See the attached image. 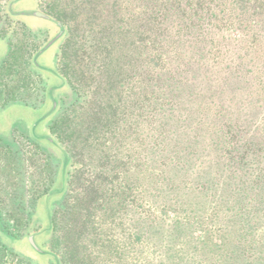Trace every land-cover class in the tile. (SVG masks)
<instances>
[{"label": "trees", "instance_id": "obj_1", "mask_svg": "<svg viewBox=\"0 0 264 264\" xmlns=\"http://www.w3.org/2000/svg\"><path fill=\"white\" fill-rule=\"evenodd\" d=\"M10 1L0 0V25L3 15L13 18L2 13ZM42 9L64 28L56 72L73 98L60 106L51 92L61 88L46 90L34 77L39 47L8 41L3 28L0 108L51 99L46 137L72 165L73 192L52 216L67 264H264V0H127L125 8L119 0H47ZM39 20L22 21L21 35L51 34L53 25ZM47 138L19 133L13 146L0 143L5 197H16L39 162L48 169V156L40 159ZM141 170L151 201L143 213L133 187L145 183L129 181ZM55 176L36 193L27 182L31 207ZM189 181L193 234L182 213L158 216L190 200H176ZM203 200L214 211L210 228L198 221ZM11 211L19 237L23 217Z\"/></svg>", "mask_w": 264, "mask_h": 264}, {"label": "rangeland", "instance_id": "obj_2", "mask_svg": "<svg viewBox=\"0 0 264 264\" xmlns=\"http://www.w3.org/2000/svg\"><path fill=\"white\" fill-rule=\"evenodd\" d=\"M14 1L16 0H11L8 4H5L6 8L4 9V6L2 7V13H4L6 10H8L9 12V6ZM46 1L47 0H23L15 2L13 5V11L15 13L33 11H39L43 13L42 4ZM119 1L125 8V2L127 0ZM3 17L4 19H1L0 29H7L9 36L11 37L10 39L7 38L8 41H12L16 44H19L22 41L27 42L28 51H31L34 46L39 47L38 49L40 51L54 37H56L60 33V29L58 32L57 29H55V25H53L56 22L41 19L39 20V23H42L43 25H53L52 33L47 34L48 31L45 32L41 29L37 30V34H35L36 32H34V34L28 33V37L25 38L21 35L20 23H23L22 21H25L28 25L32 24L35 26L38 25L36 22L37 18L31 19V17H27L26 20L24 18L13 16V18H10L12 20L6 21V15H3ZM63 41L64 39L62 36L57 43H55L50 49H48L45 53L39 56L37 61L38 66L52 71H56V56L58 51L60 50V45H62ZM57 45H59V48ZM38 52L35 54L33 53V61ZM8 53L9 46L7 41L0 39V65L7 57ZM38 66H36L37 69ZM40 72L41 74L39 75L35 72L34 77L35 79L40 80L42 82V87H46V90L49 89L51 86L61 88V86H59V75L57 76L43 70H40ZM53 87H51L50 90ZM60 90L61 91L57 90L58 92H51L53 98H57V100L60 102V106L70 103L73 98V95L70 93V90L62 88ZM36 97L37 101L40 100V102H42L44 95L35 94L34 98ZM47 101L48 102H46L45 105L40 106L39 108H30L19 104L9 105L5 108H0V143L6 146H13V140L18 137L19 133L31 135L37 140L47 138L46 134L48 133V131L47 129H44L45 119L43 120V117H45V115H47V112L50 110L51 99H48ZM36 125L38 126L36 127ZM46 141L48 140L46 139ZM52 141L53 143L49 142L47 145L41 144V151H43L44 154L40 157V159L42 160V157L48 156V169H43L42 161L39 162L38 165L33 166V175L31 176V181H33L31 182L26 180L25 183L21 184L19 187L20 189L18 190V193L14 198H7L4 196L3 188L5 187V181L3 180V175L1 176V173L3 172L5 155L2 151H0V246L3 247V250L1 251L3 258V262H1L2 264H57V258L60 259L59 264H67V258L65 256L63 257L62 250H59L58 248L59 242L54 238L56 234L53 233L52 230V216L54 214V211L61 210V208L63 207L62 202L65 199L66 195L71 194L73 192V187H70L66 183V179L68 178L67 176L72 171V165L70 164V162H67V167L65 168V158H67L69 155L66 153L63 146H59L54 140ZM16 144L18 146L16 145L15 148L22 150L23 145L21 148L19 142H16ZM141 171V173H136L135 175L131 174L129 181L134 178H137L143 180L145 183L144 188L138 183L135 184L136 187H133L135 191L134 193L139 196V211L143 213L151 209V201L149 200V173H147L145 170ZM49 173H51L52 175H56L54 185L50 188L49 192L43 198H40L38 200L34 207H31V200H29L28 202L29 193L27 182L32 188V191H34L33 193H36V190H39L40 187H44L46 185V181L47 186L49 185ZM24 179H26L25 176ZM154 181H157V179H154ZM189 182V185H179L176 191L179 193V198H176V200H179L180 198L182 199L184 194L185 197L189 198L190 200L183 199L178 201V205L174 208L176 211L172 210L170 212L168 209L162 206L161 211L158 212V216H160L161 218L162 216H168V219H171L172 217H174L173 214L176 213V215H179L178 217H180L182 213L181 218L182 222H184L183 224L186 228H190L193 234V212H191V210H193V189L190 191L188 190L189 188H192L193 183H191V181ZM159 183H163V186L167 190V195L169 196V190H171L169 182L162 180ZM181 189L184 191V193L180 192ZM52 193L53 195H51V197L47 201L48 195ZM206 201L207 200H203L201 204L204 205ZM207 205H209V203L205 204L206 207L203 206V210L201 211L200 215L201 217H198V221L202 223L205 219V221L208 222V227L210 228L213 219L212 212L214 211L210 212L208 210ZM11 210H15L18 214L23 217V220H20L22 221L20 229L23 228V230L22 234H20L19 237H15L10 232L13 230L11 227V224L13 222ZM120 212H122V209ZM187 213L189 216L186 215ZM189 221L191 222L187 223ZM61 224H63V222H61L60 225ZM14 232L16 236L19 234L18 231L14 230ZM31 236H34V241L37 247L43 250L44 252H47L48 254H42L32 246L29 240Z\"/></svg>", "mask_w": 264, "mask_h": 264}, {"label": "water", "instance_id": "obj_3", "mask_svg": "<svg viewBox=\"0 0 264 264\" xmlns=\"http://www.w3.org/2000/svg\"><path fill=\"white\" fill-rule=\"evenodd\" d=\"M19 1H23V0H16V1H14V2H12L11 4H10V6H9V11H10V13L13 15V16H16V17H33V18H38V19H43V20H46V21H53V19L51 18V17H49V16H47L46 14H44V13H42V12H39V11H33V12H19V13H15L14 11H13V5H14V3L15 2H19ZM58 25V27L60 28V33L56 36V37H54L43 49H41L39 52H38V54L35 56V58H34V63H35V65L36 66H38V58H39V56H41L43 53H45L48 49H50L55 43H57L60 39H61V37L63 36V34H64V28H63V26L61 25V24H57ZM38 69H40V70H43V71H46V72H49V73H52V74H54V75H57L58 76V74H57V72L56 71H52V70H49V69H46V68H43V67H41V66H38ZM54 106H56V103L54 102ZM47 140L49 141V142H51V143H53V141L52 140H50L49 138H47ZM67 162H68V160H67V158H65V168L67 167ZM51 195H53V193L52 194H49L48 195V197H47V201L49 200V198L51 197ZM50 223H51V221H50ZM29 240H30V242H31V244H32V246L38 251V252H40V253H45V254H48L47 252H44L43 250H41V249H39L38 247H37V245L35 244V241H34V236H31L30 238H29ZM57 264H59V262L57 261Z\"/></svg>", "mask_w": 264, "mask_h": 264}, {"label": "crops", "instance_id": "obj_4", "mask_svg": "<svg viewBox=\"0 0 264 264\" xmlns=\"http://www.w3.org/2000/svg\"><path fill=\"white\" fill-rule=\"evenodd\" d=\"M38 19V18H37Z\"/></svg>", "mask_w": 264, "mask_h": 264}]
</instances>
